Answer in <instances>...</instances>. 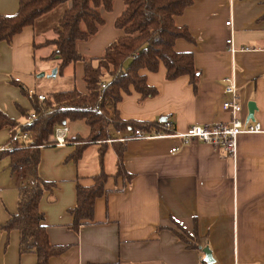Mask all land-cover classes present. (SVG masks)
<instances>
[{
    "label": "crops",
    "instance_id": "1",
    "mask_svg": "<svg viewBox=\"0 0 264 264\" xmlns=\"http://www.w3.org/2000/svg\"><path fill=\"white\" fill-rule=\"evenodd\" d=\"M18 2L0 0V14H14ZM65 7L24 27L9 42H0V110L20 123L25 118L16 106L28 113L31 106L12 80L39 94L72 87L86 92L81 62L68 65L62 75L49 74L48 80L37 76L56 65V60L42 59L53 46L41 44L54 37L53 25ZM123 9V1L114 0L110 11L101 10L104 25L94 36L77 43L82 55L100 56L122 34L114 20ZM263 15L264 0H194L174 17L177 26L187 27L194 42L179 38L174 49L193 53L194 65L201 72L196 90L188 76L165 80V69L160 66L157 72L142 71L147 83L158 89L155 96L139 100L132 90L116 105L122 119L154 121L163 117L176 131L192 124L228 121L230 115L222 109V102L229 98L223 85L230 76L237 86L241 120L261 126L260 132L238 135L235 157L196 140L181 145L176 138L129 139L124 168L132 178L113 176L115 154L111 171L110 148L104 158V171L109 174L107 192L95 199L92 221L74 231L68 227L72 217L67 210L75 205L76 182L91 185L92 176L100 171L98 150L87 161L88 146L74 162L67 159L74 149L72 143L42 149L39 173L57 186L52 194L44 195L39 209L49 242L67 246L49 264H197L201 253L179 239L177 232L182 234V230L206 239L212 264H264ZM228 38L234 52L226 43ZM56 79L65 85L55 87ZM250 101L255 104L253 120L247 118ZM82 123L64 124V138L86 137L89 128L85 123L82 132L76 128ZM127 134L119 132L118 136ZM8 136V129L0 130V147ZM177 146V151H170ZM12 177L18 187L26 174ZM14 204L10 196L0 194V223L16 211ZM18 241L16 230L0 234V264H35L33 253L19 254Z\"/></svg>",
    "mask_w": 264,
    "mask_h": 264
},
{
    "label": "trees",
    "instance_id": "2",
    "mask_svg": "<svg viewBox=\"0 0 264 264\" xmlns=\"http://www.w3.org/2000/svg\"><path fill=\"white\" fill-rule=\"evenodd\" d=\"M124 9L115 18L114 26L121 35L112 41L100 56L86 57L77 49L79 41L94 36L104 25L101 10L110 11L114 0H19L18 9L12 15L0 14V42H9L26 26H32L42 16L60 6H66L53 25L54 37L41 45H52L51 53L42 58L56 60V74L72 64H83L82 80L86 92L76 87L48 91L39 99V93L30 92L22 83L12 80L28 99L33 119L27 122L29 113L16 106L25 118L23 123L10 118L0 110V130L8 129L9 136L0 150V160L9 159L11 175L23 168L27 175L17 187L16 211L3 223L0 234L16 230L19 234V254L33 253L35 264H49V259L63 253L67 246L53 245L48 240L44 214L39 204L45 194H52L57 186L54 181L42 178L39 173L41 151L54 146V131L57 126L82 120L89 128L86 137L75 135L65 138L74 144L67 159L77 162L85 149L97 145L100 171L92 176L93 183L75 185V205L68 209L72 221L69 228L77 231L81 225L92 221L94 202L107 192L105 182L109 177L104 171V158L108 148L115 154L116 170L113 176L130 181L132 175L124 168L128 140H117L119 132L136 128L162 125L166 118L154 121L122 119L116 109L124 94L132 90L139 94V100L151 98L158 93L155 86L147 83L142 71L157 72L165 69V80L188 76L189 83L196 90L201 72L194 65L193 53L176 51L175 41L179 38L194 42L186 26H177L174 17L180 15L194 0H122ZM264 18V15L262 16ZM104 85V86H103ZM108 105L112 106L109 115ZM26 132V143L16 138L17 133ZM108 139H113L108 142ZM184 233V231L182 230ZM177 232V236L188 248L203 255L206 239L196 234Z\"/></svg>",
    "mask_w": 264,
    "mask_h": 264
},
{
    "label": "built area",
    "instance_id": "3",
    "mask_svg": "<svg viewBox=\"0 0 264 264\" xmlns=\"http://www.w3.org/2000/svg\"><path fill=\"white\" fill-rule=\"evenodd\" d=\"M230 25V20L226 21ZM226 43L231 51H235L231 38L226 39ZM104 86V85H103ZM223 92L229 95V98L222 102V109L229 113L228 121L211 122L206 124H192L184 131H176L172 122L165 120L162 125L151 126L149 128H136L133 131H128L127 135L119 136L117 140L129 139H160V138H176L181 145L191 141H200L206 143L216 149H221L229 156L235 157L237 152V137L241 133H257L261 131V126L258 122L243 121L240 118L241 105L237 86L230 76L224 78ZM39 99H43V95L39 94ZM108 112L112 114L113 108L108 105ZM34 117L33 113H29L26 118L30 122ZM64 125L57 126L54 131V146H63L66 144L64 138ZM16 138L26 143L28 134L26 132H18ZM113 139H108L111 142ZM8 148L1 146L0 150ZM177 147H172L171 152L178 150ZM197 264H207L204 261V255H201Z\"/></svg>",
    "mask_w": 264,
    "mask_h": 264
},
{
    "label": "rangeland",
    "instance_id": "4",
    "mask_svg": "<svg viewBox=\"0 0 264 264\" xmlns=\"http://www.w3.org/2000/svg\"><path fill=\"white\" fill-rule=\"evenodd\" d=\"M60 7H58V8H60ZM57 10H55V12ZM46 40H48V39H46ZM53 70H54V68L49 73H46L44 76H41V77H40V75L42 74L43 71H39L37 73V76H39L38 79L48 80V75L52 74ZM46 72H48V71H46ZM55 82H56L55 83L56 84L55 87H58V86L62 87L61 85H65V81H63L61 79H56ZM109 115L111 116L112 114H109ZM84 126H85L84 123L76 125V128L78 129V132H82V130L84 129ZM95 148H98V146L90 145L88 147V149L86 151L87 161H89L88 159H90L91 154H92V152L94 151ZM110 150L111 149L109 148L107 152H109ZM111 152H112L111 154H113V155H111L112 157H111L110 164H111V171H113V169H114V164H113L114 163V159H113L114 158V152L113 151H111ZM8 164H9V159L7 157H5V158L0 160V194H1V196H2V194H6L7 198L10 196L12 198V201H14V203L16 204L17 203V191H16L17 183H16L15 179L12 177V175L10 174ZM18 173L20 175L24 174V173L27 175L26 171H24L23 168L18 169L17 174Z\"/></svg>",
    "mask_w": 264,
    "mask_h": 264
},
{
    "label": "water",
    "instance_id": "5",
    "mask_svg": "<svg viewBox=\"0 0 264 264\" xmlns=\"http://www.w3.org/2000/svg\"><path fill=\"white\" fill-rule=\"evenodd\" d=\"M56 74V69L53 70L52 72V76H54ZM43 75V74H41ZM248 119H251L253 120L254 119V111H255V104L254 102L250 101L248 102ZM165 119V118H164ZM203 255H204V261L207 263V264H212L214 262V259L212 258V253L210 251V249L206 246L205 248H203Z\"/></svg>",
    "mask_w": 264,
    "mask_h": 264
}]
</instances>
